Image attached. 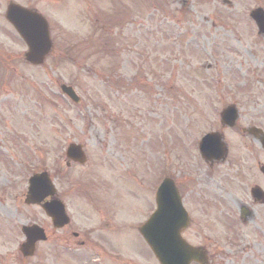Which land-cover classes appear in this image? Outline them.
Returning <instances> with one entry per match:
<instances>
[{
    "label": "rangeland",
    "instance_id": "1",
    "mask_svg": "<svg viewBox=\"0 0 264 264\" xmlns=\"http://www.w3.org/2000/svg\"><path fill=\"white\" fill-rule=\"evenodd\" d=\"M154 1L156 9L150 0L43 3L55 52L39 67L22 62L25 48L6 24L4 9L0 11V264H50L52 257L46 256L45 244L37 247L32 258L23 259L18 253L23 241L21 225L47 223L39 207L23 203V195L28 176L59 160L67 144H83L91 160L84 169L68 170L67 178H81L84 184L89 180L105 182L107 187L101 188L100 195H113L116 203L129 199L134 202L131 208L144 200L150 189L146 181L156 173L152 149H156L155 134L157 137L160 128L157 123L161 121L163 129L171 125L179 131L184 145L175 139L174 146L182 162L181 152L186 151L194 134L220 105L208 102L223 96L224 103H228L232 98L227 94L228 87L220 92L213 88L212 74L221 86L232 83L235 91L241 80H248L255 87L250 90L262 93L264 99V82L248 77L253 69L256 77L260 76L264 68V55L258 54L264 52V39L250 42L252 27L248 17L256 6L264 9V0H230V7L221 0ZM124 8L129 17L122 25ZM108 14L121 17L113 18L121 25L107 28ZM156 22L160 23L156 26ZM185 30L195 38L201 35L199 32L204 33L199 43L205 48L213 40L226 42L227 46L231 40L235 53L224 54L222 48L219 60L196 47L195 56L178 54L174 40ZM148 32L152 35L149 39ZM203 61L214 63L216 69L204 71V78L193 69ZM235 76L236 80L230 82ZM190 78L194 85L188 82ZM63 83L75 89L81 99L78 106L61 94L59 85ZM215 86L222 89L217 82ZM237 97L242 101L241 115L251 116L255 94L239 91ZM128 140L136 142L139 151H130L132 155H142V161L127 160L132 157L126 150ZM172 161L175 165V154ZM129 170L133 173L130 181L124 180L123 174ZM79 190L81 194L68 197L75 218H79L85 202L81 197L86 189ZM143 253L145 264H157L149 250ZM133 254V260L142 261ZM243 255L244 264H264V241L255 242Z\"/></svg>",
    "mask_w": 264,
    "mask_h": 264
},
{
    "label": "flooded vegetation",
    "instance_id": "2",
    "mask_svg": "<svg viewBox=\"0 0 264 264\" xmlns=\"http://www.w3.org/2000/svg\"><path fill=\"white\" fill-rule=\"evenodd\" d=\"M10 3L41 13L42 4L48 5L49 0H0V11ZM159 23L156 22L155 25ZM185 32L186 30L183 33ZM181 40V43L176 42L177 53L193 56L195 47L199 48L196 38L187 36ZM200 45L216 60L222 57V48L224 54L234 51L231 40L229 46L226 42L220 43L217 40H213L206 48L202 43ZM201 67L208 72L215 69L214 63L203 64ZM189 81L194 82L192 78ZM246 92L254 93L256 97L252 115L242 116L239 113L232 125H225L220 120V111L227 106L239 108L241 100L231 98L225 105L221 101L223 108L214 110L213 116L206 118L203 128L198 129L186 151L181 152L182 162H179L178 149L174 146L175 138L177 144L184 145V141L178 136L179 131L171 125L163 129L161 121L157 123L160 128L157 137L155 134L156 149H152L156 167L155 183L151 186V192L147 193L151 195L148 200H145V196L139 205L131 208L129 205L134 202L131 203L129 199L116 203L113 195L110 198L101 196V188L106 186L105 182L89 180L84 184L81 178H67L68 170L87 167L91 162L88 158L84 166L72 163L68 165L64 158L49 162L48 174L56 187L53 198L64 204L69 217L66 225L61 228H55L46 217V240L43 244L46 245V256L52 257L49 263L145 264L143 252L146 244L140 235V226L156 207L155 194L165 171L177 190L187 215L188 224L181 235L194 251L189 264H244L243 254L255 242L261 244L264 241V102L260 100L263 99L262 93L260 95L256 90ZM164 132L169 136L170 147L167 151L163 147ZM207 133L212 136L201 152L200 140ZM125 143L129 147L126 149L127 154L132 153L130 148L139 151L136 142L128 140ZM150 145L154 146L152 143ZM174 154L175 165L172 161ZM131 156L127 157L129 162L134 161V158L136 161L143 160L138 152ZM132 174L131 170L124 172V180L130 181ZM80 187L86 189L81 197L85 202L79 218H75L68 197L80 193ZM46 200L50 201L51 198ZM120 205L125 212L120 210ZM117 210L118 213H115ZM134 220L136 222L131 223ZM249 236H253V239ZM131 252L133 255L137 254L142 261L133 260ZM53 259H58V262H53Z\"/></svg>",
    "mask_w": 264,
    "mask_h": 264
},
{
    "label": "water",
    "instance_id": "3",
    "mask_svg": "<svg viewBox=\"0 0 264 264\" xmlns=\"http://www.w3.org/2000/svg\"><path fill=\"white\" fill-rule=\"evenodd\" d=\"M251 18L256 22L260 33L264 34V12L261 9H256L251 13ZM6 19L14 26L27 45L26 61L34 65L41 64L51 45L45 21L37 14L17 6L9 7ZM61 91L74 103L79 102L78 97L70 87L61 86ZM207 139L208 137L204 138L203 144L208 141ZM66 155L80 164L84 163L80 146L70 145ZM46 183L47 180L43 173L33 175L29 179L30 186L25 203H39L47 193L48 185ZM162 189L167 191L165 183ZM162 193L164 203H166L168 195L163 191ZM42 208L52 216L54 222L58 218L60 219L63 214L62 207L56 202L42 205ZM184 222L185 218H168L160 216L156 212L142 228L141 232L159 264H188L192 249L180 236V231L186 224H183ZM160 229H162L161 233L158 232ZM22 232L26 236V242L20 246V251L24 257L31 256L34 252V243L44 239L43 232L37 226L23 227Z\"/></svg>",
    "mask_w": 264,
    "mask_h": 264
}]
</instances>
